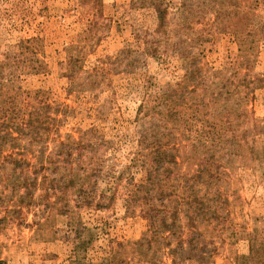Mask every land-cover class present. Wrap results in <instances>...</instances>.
<instances>
[{
  "label": "rangeland",
  "instance_id": "374dc122",
  "mask_svg": "<svg viewBox=\"0 0 264 264\" xmlns=\"http://www.w3.org/2000/svg\"><path fill=\"white\" fill-rule=\"evenodd\" d=\"M166 1L173 39L186 40L188 51L204 66L220 67L236 57V43L211 24V10L197 18L199 0ZM181 4L189 12L182 15L176 8ZM184 15L187 26L179 29ZM155 25L154 12L138 7L136 0H0V53L19 38L42 39L48 56L39 58L50 72L20 75V84L47 90L52 106L62 108L64 115L50 136L66 141L69 134L81 142L78 148L64 146L71 157L56 165L61 168L45 169L47 177L38 172L26 178L32 187L29 195L23 187L16 189L24 176L5 167L9 174L0 180V264H172L167 247L153 239L141 248L133 245L145 234L146 219L139 200L130 209L125 206L128 182L144 175L135 156L139 147L132 140L144 127L136 129L138 100L120 72L136 68L157 83L167 80L152 57L139 53L138 45L154 35ZM66 52L82 67L77 91H70L74 87L69 78L61 75L59 62ZM116 55L122 63H115ZM101 64L112 68L110 76L87 84ZM75 65L69 63V68ZM253 71L264 72V41L258 45ZM253 96L249 105L254 116L264 117V88L255 89ZM52 148L49 139L37 150L46 154ZM233 166L225 184L228 202L222 208L197 214L178 207L180 226L170 242L178 250L176 264H264V177L236 161ZM87 197L108 205L81 204ZM17 202L23 204L20 209L13 207ZM191 212L195 223L188 220ZM195 252L204 253V261Z\"/></svg>",
  "mask_w": 264,
  "mask_h": 264
},
{
  "label": "trees",
  "instance_id": "16d2710c",
  "mask_svg": "<svg viewBox=\"0 0 264 264\" xmlns=\"http://www.w3.org/2000/svg\"><path fill=\"white\" fill-rule=\"evenodd\" d=\"M136 2L140 8L151 9L156 18L154 35L141 40L139 53L152 57L156 70L163 71L167 80L157 83L153 75L136 68L120 72L138 100L136 129L144 127L132 139L139 147L135 156L144 175L138 182H128L125 206L130 209L139 200L146 219L145 234L133 245L141 248L153 239L167 247L172 264H176L178 250L170 242L180 226L176 219L178 207L184 205L187 212L191 209L197 214L222 208L228 202L225 184L235 161L264 177V117H255L249 105L254 99L253 91L264 88V72L253 71L258 45L264 41V0H199L197 18L211 10V24L237 45L236 57L216 68L204 66L192 56L186 40L173 39L166 0ZM176 8L182 15L190 10L184 4ZM185 16L178 23L179 29L187 26ZM9 46L0 53V180L9 174L5 169L9 165L13 173L24 176L16 189L19 192L23 187V194L29 195L32 187L26 178L38 172L47 177L45 169L70 159L71 152L64 146L78 148L81 142H75L69 134L66 141L50 136L54 124L64 115L62 108L52 106L47 90L27 89L20 84V75L50 72L47 62L39 58L48 56L42 39L19 38ZM169 51L172 54H167ZM120 57L113 58L115 63H122ZM75 60L66 52L59 62L61 75L69 78V85L74 87L70 91H77L75 86L83 72ZM72 62L76 68L70 69ZM111 71L107 64H101L86 83L104 82ZM49 139L53 140V151L41 154L37 149ZM159 197H166L168 202ZM209 198L215 202H208ZM18 203L13 207L20 209L23 204ZM82 203L96 208L108 205L100 198L94 202L92 197L84 198ZM190 214L188 220L195 223V215ZM181 246L180 243L179 250ZM196 253L194 257L204 261L205 254Z\"/></svg>",
  "mask_w": 264,
  "mask_h": 264
}]
</instances>
